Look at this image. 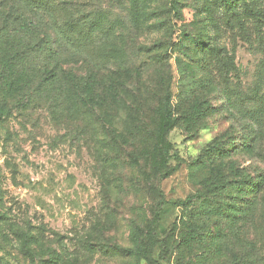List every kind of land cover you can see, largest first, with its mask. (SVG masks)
<instances>
[{
  "label": "rangeland",
  "instance_id": "obj_1",
  "mask_svg": "<svg viewBox=\"0 0 264 264\" xmlns=\"http://www.w3.org/2000/svg\"><path fill=\"white\" fill-rule=\"evenodd\" d=\"M0 264H264V0H0Z\"/></svg>",
  "mask_w": 264,
  "mask_h": 264
},
{
  "label": "trees",
  "instance_id": "obj_2",
  "mask_svg": "<svg viewBox=\"0 0 264 264\" xmlns=\"http://www.w3.org/2000/svg\"><path fill=\"white\" fill-rule=\"evenodd\" d=\"M167 129H168V126H163V127H161V131H164V130H167ZM189 199H190V198H188L187 201H189ZM148 243L151 244V239H149ZM135 253H136V254H140V255H142L143 257H145V251H144L143 249L138 250V251H136Z\"/></svg>",
  "mask_w": 264,
  "mask_h": 264
}]
</instances>
